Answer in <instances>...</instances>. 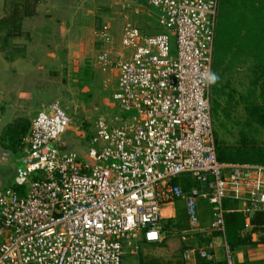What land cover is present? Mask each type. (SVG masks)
I'll list each match as a JSON object with an SVG mask.
<instances>
[{
  "label": "built area",
  "instance_id": "1",
  "mask_svg": "<svg viewBox=\"0 0 264 264\" xmlns=\"http://www.w3.org/2000/svg\"><path fill=\"white\" fill-rule=\"evenodd\" d=\"M141 1L158 34H142L126 0L120 51L110 25L94 32L119 114L96 120L89 151L63 149L71 120L57 104L33 119L23 166L0 194V264H124L126 247L158 239L163 207L180 200L192 225L195 198L208 201L211 232L225 230L226 200L249 217L264 211V166L217 157L209 77L219 0ZM214 251L209 242L184 259L214 261Z\"/></svg>",
  "mask_w": 264,
  "mask_h": 264
},
{
  "label": "rangeland",
  "instance_id": "2",
  "mask_svg": "<svg viewBox=\"0 0 264 264\" xmlns=\"http://www.w3.org/2000/svg\"><path fill=\"white\" fill-rule=\"evenodd\" d=\"M11 1L0 0V17L7 15ZM19 1L24 3L25 0ZM36 1V14L23 21V35L10 41L18 53L25 47L24 58H11L9 49L0 51V69L3 63L6 65L22 59L20 69L25 72V94L22 99H30L28 105L33 108L36 102V108L41 106L39 110L54 104L60 106L71 120L62 138L63 149L85 154L89 151L96 120L101 116L113 119L119 114L114 100L117 77L112 73L105 74L97 67L95 60L98 45L93 32L104 24L110 25L115 49L120 51L123 26L120 4L124 0ZM126 2L132 8L139 7L140 14L132 15L143 35L153 36L160 32L155 14L147 5L141 0ZM172 47H175L174 37ZM250 81V75L243 67L233 78L231 86L221 96L215 97L220 104L214 113L212 111L215 134L229 145L238 143L245 136L260 144L264 142V131L245 127L241 97L250 88ZM5 122H0V138L8 126H5ZM0 161L1 194L14 186L15 173L20 163L1 144ZM184 212L185 209L180 208L173 220H163L158 239L149 240L144 235L127 246L124 264H149L154 256L159 257L154 259L176 264L183 260L185 251L210 241L211 234L207 236L201 232L209 230L211 207L208 201L195 198L196 215L202 217L203 212L209 213L206 220L200 221L198 225H192Z\"/></svg>",
  "mask_w": 264,
  "mask_h": 264
},
{
  "label": "trees",
  "instance_id": "3",
  "mask_svg": "<svg viewBox=\"0 0 264 264\" xmlns=\"http://www.w3.org/2000/svg\"><path fill=\"white\" fill-rule=\"evenodd\" d=\"M36 5V0H25L24 3L19 0L11 1L7 15L0 17L1 52L9 49L11 58L25 56V47L18 53L10 41L23 35V21L36 14ZM243 67L247 69L251 80L250 88L241 97L245 127L264 131V0H219L212 62V75L217 77L211 85L213 113L220 106L215 97L221 96L231 86L233 78ZM30 128L28 119H16L3 132L0 138L1 147L19 160L26 154L24 141ZM215 141L220 162L264 166V142L260 144L245 136L238 143L229 145L220 140L217 134ZM236 204L233 200L225 202L223 233L230 252L252 242L248 234L243 235L247 223L253 227V231L264 227V212H256L249 217L237 211ZM214 233L221 234L216 231ZM204 243L207 244L208 241ZM196 257L197 264H231L227 260L216 262ZM149 264L169 263L152 259ZM176 264H184V261Z\"/></svg>",
  "mask_w": 264,
  "mask_h": 264
},
{
  "label": "crops",
  "instance_id": "4",
  "mask_svg": "<svg viewBox=\"0 0 264 264\" xmlns=\"http://www.w3.org/2000/svg\"><path fill=\"white\" fill-rule=\"evenodd\" d=\"M21 60L22 59H18L13 62H8L7 63L8 65L7 64L4 65V63L3 65L1 64V69H0V89H1L0 91V122L2 120H3V123L6 121L5 126L11 124L13 121H15L18 118H27L30 121V123H32L33 116L35 117L39 112L42 111V110H39L41 106H38V108L35 107V105L37 104L36 102L34 104V108L32 106L31 108L29 107L31 103L30 99H28L27 101L22 99V96H24L25 94L24 93L25 72L22 69H20ZM11 66H16L17 68L16 67L11 68ZM30 109L32 110L31 112L28 113V110ZM36 111L38 113L35 115ZM18 163H20V165L17 167V169L23 166V162L21 161V158L18 160ZM0 164H1V161H0ZM236 206H237L236 208L237 211H241V212H243L244 208H246V205L243 202H237ZM180 208L183 210L185 209L184 213L187 214V218H188L189 217L188 203L186 200H180V201H177L176 203L167 204L163 207L162 209L163 219L170 220V221L173 220L175 216L177 215L178 209ZM204 213L205 212H203L202 217L201 216L199 217V215L197 214L199 223L200 221L204 222L209 215V213H205V215ZM246 215L249 216L248 214ZM210 223H211V212H210ZM210 223H209V226H210ZM247 225L248 226H246V229L243 232V235L248 234L251 237L252 242L250 244L235 248L233 252H230L229 250V247L226 243L224 233H221V234L214 233L213 234V232H211L210 230H206V229L201 230L202 234H207V236L211 234L210 241H208V243L213 242L215 245L214 254H215L216 262L227 260L231 264H264V227H262L258 231H253V227L249 226L248 223ZM143 236L144 235H141L140 237L142 238ZM205 244L206 243H204L203 245H197V247H193L185 251L183 255L184 264H197V257L195 255H190V257L187 259H184V256L186 255L187 252L193 249H196L198 247L204 246ZM154 258H159V257L154 256Z\"/></svg>",
  "mask_w": 264,
  "mask_h": 264
},
{
  "label": "clouds",
  "instance_id": "5",
  "mask_svg": "<svg viewBox=\"0 0 264 264\" xmlns=\"http://www.w3.org/2000/svg\"><path fill=\"white\" fill-rule=\"evenodd\" d=\"M217 77L215 75H210L209 82L214 83L216 81Z\"/></svg>",
  "mask_w": 264,
  "mask_h": 264
}]
</instances>
